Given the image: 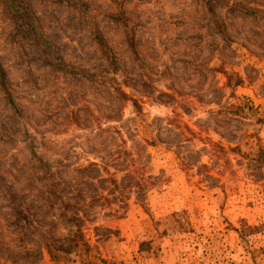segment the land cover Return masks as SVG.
<instances>
[{
    "label": "rangeland",
    "instance_id": "1",
    "mask_svg": "<svg viewBox=\"0 0 264 264\" xmlns=\"http://www.w3.org/2000/svg\"><path fill=\"white\" fill-rule=\"evenodd\" d=\"M0 62V264H264V0H0Z\"/></svg>",
    "mask_w": 264,
    "mask_h": 264
},
{
    "label": "trees",
    "instance_id": "2",
    "mask_svg": "<svg viewBox=\"0 0 264 264\" xmlns=\"http://www.w3.org/2000/svg\"><path fill=\"white\" fill-rule=\"evenodd\" d=\"M0 80L3 88L5 90H8L7 75L1 62H0ZM228 82L229 84L232 83L230 76H228ZM240 83H241V79H238L236 84H240ZM9 99L11 103L14 106H16L13 99L10 96ZM134 102L136 103V101ZM44 249L47 251L51 259L55 261L57 264H62V263L67 264L70 260L73 259V255H77L81 257L82 264H92V261L86 257L91 251V246L81 231L75 232L73 235L65 238L62 241L46 239L44 243Z\"/></svg>",
    "mask_w": 264,
    "mask_h": 264
}]
</instances>
